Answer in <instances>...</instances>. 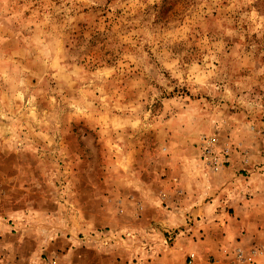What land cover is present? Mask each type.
<instances>
[{
	"label": "rangeland",
	"instance_id": "374dc122",
	"mask_svg": "<svg viewBox=\"0 0 264 264\" xmlns=\"http://www.w3.org/2000/svg\"><path fill=\"white\" fill-rule=\"evenodd\" d=\"M230 164L229 234L186 198ZM0 220L41 264H264V0H0Z\"/></svg>",
	"mask_w": 264,
	"mask_h": 264
},
{
	"label": "crops",
	"instance_id": "0c3cea01",
	"mask_svg": "<svg viewBox=\"0 0 264 264\" xmlns=\"http://www.w3.org/2000/svg\"><path fill=\"white\" fill-rule=\"evenodd\" d=\"M237 170L238 168L234 167L233 164H230L227 168H219V173L215 174L219 176V186L217 187V190L211 191L210 194L211 196L213 195L212 197H210V195H206L207 191H200L199 193L196 192V194H194L193 191L191 194L192 196L188 199L186 198V200H188L187 202L192 204H199L201 206H191L192 208L189 210V217H192L195 220L200 217V221L198 222L200 223L204 220L203 216H205L207 210L210 208H214L217 212H211V216H206L205 218L219 220V222H217L216 224L219 226L220 231L225 233L231 231L232 228L229 227L231 225H234V220L238 219V212L240 211L239 202L241 197L246 198L247 193L257 196L256 185L254 183H251V181H246L239 178L236 174ZM184 184L186 183L184 182ZM208 198H210V201L206 204L205 201H207ZM244 204H248L246 199ZM176 209L178 211V208ZM180 215L183 216L184 214L180 213ZM13 217L14 215L12 213L11 218ZM177 218L178 221H182V218L180 216H178ZM183 220L185 222L184 218ZM2 221L3 220H0V247L2 246L3 249L1 248L2 253H0V264H32L33 261L35 264H41L39 252L41 250V247L43 246V243L46 242L42 236V233H38V231H36L37 229L26 228V226H24L25 228L23 229L22 234L17 235V231L13 234H8V230H10L8 229V227L10 226L6 224V222L3 223ZM229 221L231 222L229 223ZM188 229L196 230V234L199 235V237L204 235L205 233V230L197 229V226L195 225L189 226ZM221 236V241L227 243V240H229L227 238V235L223 236L221 234ZM11 237L15 241L11 245H9V243L7 242ZM204 241L205 240H202L200 241L201 243H194L195 246L189 245L188 247H196L199 253L202 248L210 252L211 248L207 247V245H204ZM188 249L190 248H187V250ZM10 251H12V253ZM189 252L191 251L189 250ZM9 257L12 259H10ZM183 262L184 260L182 259L181 263Z\"/></svg>",
	"mask_w": 264,
	"mask_h": 264
},
{
	"label": "built area",
	"instance_id": "2783aa9c",
	"mask_svg": "<svg viewBox=\"0 0 264 264\" xmlns=\"http://www.w3.org/2000/svg\"><path fill=\"white\" fill-rule=\"evenodd\" d=\"M210 163V162H209ZM210 166V164H208ZM185 264H196L195 262V255L194 253H190L188 254L186 260H185Z\"/></svg>",
	"mask_w": 264,
	"mask_h": 264
}]
</instances>
